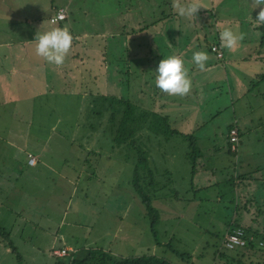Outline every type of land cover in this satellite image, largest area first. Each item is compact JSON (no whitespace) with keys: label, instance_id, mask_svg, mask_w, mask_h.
Returning a JSON list of instances; mask_svg holds the SVG:
<instances>
[{"label":"rangeland","instance_id":"obj_1","mask_svg":"<svg viewBox=\"0 0 264 264\" xmlns=\"http://www.w3.org/2000/svg\"><path fill=\"white\" fill-rule=\"evenodd\" d=\"M151 4L171 16L173 0H0V226L20 255L0 237V264H53L51 251L60 245L101 249L117 258L152 254L179 264H222L223 256L233 254L221 243L231 223L259 232L264 243V113L256 125H241L235 153L226 151L225 142V124L240 117L238 106L246 118L251 108L259 111L264 80L254 82L256 67L247 66L249 58L258 60L251 46L260 37L254 20L259 6L227 2L219 10L202 0L205 8L195 18L198 12L206 18L197 17L202 22L196 25L195 18L167 17L179 29L172 49L189 39L196 43L184 51L188 72L196 69L190 49L204 50L211 79L217 80L177 96L154 83L151 53L164 50L173 28L165 25L161 36L156 32L166 22ZM62 5L67 17L50 22ZM242 15L254 22L246 25ZM58 26L68 27L73 40L57 66L35 56L32 39L38 29ZM225 26L243 30L247 44L225 49L224 62L214 63L207 43ZM242 66L249 71L245 80L238 73ZM100 95L128 99L136 108L132 117L150 107L163 117L160 132L143 128L136 135L137 147L146 152L143 163L136 164L138 150L129 142L114 143L111 129L119 114L113 127ZM188 135L204 150L194 153L193 163ZM258 137L262 145L253 147ZM28 142L36 159L29 166ZM135 169L157 212L155 237L131 186Z\"/></svg>","mask_w":264,"mask_h":264},{"label":"trees","instance_id":"obj_2","mask_svg":"<svg viewBox=\"0 0 264 264\" xmlns=\"http://www.w3.org/2000/svg\"><path fill=\"white\" fill-rule=\"evenodd\" d=\"M168 16H164L166 18ZM163 18V14H162ZM162 18H160L162 20ZM163 18V19H164ZM260 31V37L258 41V47L262 50L263 56H261L262 60L264 61V24H260L259 26ZM210 50V47H209ZM264 79V72H262L259 75V79ZM102 103H104V110H108V117L110 122H113V127L115 124V114H119L118 121L116 122L115 129L112 128L111 131L113 132V141L116 144H121L123 142H129L131 146H134L136 150H138V159L137 163L139 162L143 163L146 159V152L142 150L141 148L137 147V136L139 131L143 128L149 130L150 132L157 134L160 132L159 128L157 127L160 120H163V117L159 114V112H156L153 110V107H150L151 109H144L139 111L138 117L137 114L135 116H131L132 112L136 110V108L131 104V102L128 99L123 98H116L113 96H107L100 95ZM103 111L98 112L100 115ZM114 120V121H113ZM133 125V126H132ZM234 125V124H233ZM228 127V130L231 126ZM112 127V126H111ZM114 129V130H113ZM174 133H178L177 131H174ZM187 138L189 142V151L187 152V156L190 159L191 163H193L191 157L194 156V153L196 152V146H195V138L194 136H190ZM139 138V136H138ZM228 150L229 152L235 153V151H230L229 149V142H228ZM193 169V167H192ZM148 179L149 181H152V173L151 171L148 172ZM133 191L137 194V196L140 198L141 203L143 204V207L145 209V213L148 216V219L150 220V230L154 237L156 236V230L154 228L158 216L157 212L152 206L150 202L149 195L143 190V187L139 184V177L137 175L136 169L134 170L133 179L131 183ZM229 225V224H228ZM240 227L244 233L247 234V236H252L253 239L247 240V243L242 248H234V249H227L226 247L223 248L225 251H227L230 254H226L225 260L222 264H239V263H247V264H254L253 260L251 258L254 256L264 264V248L262 245H259L258 242L261 241L260 233L253 230H247L244 227L238 225L237 223H231L228 227H226L222 238L226 232H231L235 228ZM0 237L4 238L6 246L16 255V258H19V253L16 252L14 245L12 244L11 240L8 237L7 232L4 230L2 226H0ZM221 238V242H222ZM60 248V246L58 247ZM86 251V252H85ZM70 253V252H69ZM180 256V255H179ZM257 256V257H256ZM183 260L184 257L180 256ZM240 257V258H239ZM243 259H242V258ZM246 257H250V260L246 262ZM260 257V258H258ZM248 259V258H247ZM53 264H179L176 262H173L166 258L156 257L152 254H143V255H128L125 257H114L108 252L102 251L101 249H80V250H74V252L71 251V253L68 256H55ZM191 264V263H190ZM256 264H259V262H256Z\"/></svg>","mask_w":264,"mask_h":264},{"label":"clouds","instance_id":"obj_3","mask_svg":"<svg viewBox=\"0 0 264 264\" xmlns=\"http://www.w3.org/2000/svg\"><path fill=\"white\" fill-rule=\"evenodd\" d=\"M258 6L259 11L254 19L258 22L257 26L264 24V0H254L251 9ZM172 7L178 17L191 22L195 18L197 10L204 6L198 0H173ZM218 35L220 46L229 52H234L244 38V33L239 31L237 26H225L219 29ZM32 40L35 41V56L43 58L51 65L58 66L64 63L73 35L68 27L58 26L42 32L38 29ZM208 59L206 51L196 50L192 52L190 62L203 69ZM187 63L188 61L182 55L171 52L163 54L154 71L155 86L168 95L184 96L187 94L191 87Z\"/></svg>","mask_w":264,"mask_h":264},{"label":"crops","instance_id":"obj_4","mask_svg":"<svg viewBox=\"0 0 264 264\" xmlns=\"http://www.w3.org/2000/svg\"><path fill=\"white\" fill-rule=\"evenodd\" d=\"M231 2V3H235V4H238V1L239 2H245V3H247V4H249V5H251V7L253 6V3H254V0H210V2L213 4V7H215V8H217V9H219V10H221V9H227L228 7H226L225 5H227L226 3L227 2ZM215 2V3H214ZM199 3H202V0H200L199 1ZM151 6H152V9L154 10V12L156 13V12H160V14H158V16H160V17H158L159 18V20H161L160 18H162V15H161V13H162V9H160V8H158V9H155L154 7H155V4H151ZM151 6L149 7V10L151 9ZM58 7H65L66 8V10H67V7L66 6H58ZM57 7V8H58ZM226 12V11H225ZM52 14V13H51ZM51 14L49 15V17L51 16ZM197 17H199V16H202V17H205L206 18V16H205V12H202V13H200L199 14V12L197 13ZM235 15V14H234ZM174 16H176V12H175V9L174 8H172L171 9V16H169L168 17V19L169 18H171V20L174 18ZM67 17V16H66ZM195 18V21H194V25H196L198 22H202V20L201 19H199V18ZM164 18V17H163ZM162 18V20H164L165 22H166V24L164 23V22H159V27L157 28V33H159V35L161 36V32H162V27H164L165 25L167 26V27H170V28H173V31L172 32H170V31H167V33H169L168 35H170L169 36V41L166 43V45H165V48H164V50L162 49V48H160V49H158V48H156L155 49V52L153 51V53H151V55H153V60H152V62H153V66L156 68V66H157V64H158V61L162 58V55L163 54H166V53H170L171 51V53H175V54H177V55H182L183 57H187L188 56V52L189 51H187L186 53H184V51L186 50V48H188V46H190V45H194V44H196V43H190L191 42V39H189V40H187V41H185L184 43H186V44H184L181 48H179L178 50H177V48L176 49H172V46L173 45H175L176 44V41H177V38H178V36H177V34L179 33V29H177L176 27H174L173 26V23L171 22V21H168V19H167V17L166 18H164L163 19ZM64 20V19H63ZM240 21L241 22H244L246 25H247V21H249V23H252V22H254V21H251V20H249V17H247V16H245V15H242L241 17H240ZM205 25V24H204ZM203 25V26H204ZM260 25V24H259ZM258 25V26H259ZM202 26V25H201ZM251 28H252V26H251ZM202 30V32H203V34H204V36H205V31L203 30V28L201 29ZM239 31H241L240 29H239ZM241 32H243V30L241 31ZM171 33H172V35L173 36H171ZM247 34V33H246ZM185 35V38H186V36H187V34H184ZM259 41V40H258ZM190 43V44H189ZM208 45H207V50H208V52L210 53V55L212 56V60H213V62L214 63H216L219 59L221 60L220 62H224V54H225V48H223V47H221L220 46V41H219V35H218V37H217V39L215 40V41H211V42H209V43H207ZM211 44H218L219 46H220V48H221V51H222V57L221 58H217L216 56H215V54L211 51V50H209V47H210V45ZM247 44V42L245 41V39H243L242 41H241V43L239 44V45H241L240 47H245V45ZM139 46V45H138ZM253 48V49H252ZM157 49L159 50V51H157ZM251 49H252V51L255 53L254 55L256 56V57H258V60H256L255 59V57L253 56V58L251 59V58H249L248 59V61H247V66H250L251 68H253V67H256V69H255V72H253V74H254V77H253V79H255V81L254 82H258L259 80H264L263 78H261V79H259V75L262 73V72H264V61L262 60V58H261V56H263V52H262V50L258 47V44L256 43V44H254V46H251ZM197 49H195V48H191L190 49V51H196ZM235 51H238V48L235 50ZM181 52V53H180ZM228 56L226 57V61L227 62H229L230 60H232L233 58L231 57V55H229V54H227ZM239 57H240V55H238ZM206 62H208V60L206 61ZM191 63V62H190ZM189 63V64H190ZM239 68H241V71H237V69H236V71L243 77V79L245 80L246 79V77H250V76H248V74H249V71H247L246 70V68H244L243 66L242 67H239ZM11 70H15V72H16V68L15 67H11ZM207 71L208 73H206V72H203V71ZM213 70V73L216 71L215 70V68H213L212 69ZM237 72H234V71H232L231 73H232V75H234L235 77H237ZM188 75H189V77L191 78V86H193V85H195V84H201V86H202V84L204 85V84H207V85H209V83H210V85L211 84H213V83H216V79L215 80H213V79H211V72H210V62H208L207 63V66H205L203 69H202V72L198 69V67H196V69L193 67H191L190 69H189V72H188ZM252 79V77H251V80H253ZM250 80V81H251ZM252 82V81H251ZM240 89V88H239ZM258 90V89H257ZM244 92H241V93H237V95H236V97H235V99H237V101L238 102H240V97H242L244 94H243ZM257 93H260V100L256 103V105H257V107L256 108H258L259 109V111H258V113H257V115L254 113V108H251L249 111H248V117L246 118V116H245V111H243V108H242V106L240 105V106H238L237 108H238V114L240 115V117H237L236 115L234 116V118L232 119V120H230V121H228L226 124H225V127H226V129H225V131H226V136H225V142H226V151L227 152H229V150H228V127L230 126V125H235L236 126V128H237V134H238V142H240V138H239V134H240V132H241V125L242 124H250V125H256L257 123H259V121H260V119H261V114H263L264 113V85H263V87L260 89V90H258V92ZM238 102H237V104H238ZM261 110V111H260ZM175 113H177V112H175ZM174 114V112H172L171 113V115H173ZM243 116V117H242ZM255 119V120H254ZM263 120V119H262ZM177 122V120L176 119H173V123L175 124ZM179 125V124H178ZM203 136H206V135H203ZM255 137H256V135H254ZM194 138H195V141L197 140V138H196V136H194ZM203 139V138H202ZM261 139L262 138H255L253 141H257L256 142V145L257 146H254L253 145V147H258L259 146V144L260 145H262L261 144ZM29 143L30 142H28V143H26V145H24V148L26 149L25 150V152H26V154L27 153H31L33 156H34V154H33V152L29 149ZM195 144L197 145V142H195ZM195 145V146H196ZM241 144H240V149H241ZM196 148L198 149V150H196V152H198L199 154H201L204 150L203 149H199V147L198 146H196ZM239 149V153H240V155H242V153H241V150ZM250 152H254V153H256L257 151L256 150H251L250 149ZM205 154H207V153H210V152H204ZM263 153H264V150H263ZM35 163H36V159H35ZM34 163V164H35ZM28 166H29V164H28ZM260 225V223H258L257 224V226H256V228H258V226ZM68 246H70V245H60V247H66V248H71V251L72 252H74V248H72L71 246L70 247H68ZM71 251H69V252H71ZM70 254V253H69Z\"/></svg>","mask_w":264,"mask_h":264},{"label":"built area","instance_id":"obj_5","mask_svg":"<svg viewBox=\"0 0 264 264\" xmlns=\"http://www.w3.org/2000/svg\"><path fill=\"white\" fill-rule=\"evenodd\" d=\"M67 16V10L65 7H58L56 8L55 12L51 14L49 17L50 22H58L60 20L65 19ZM210 50L215 54L217 58L222 57V51L218 44H211ZM238 141V134L237 128L235 125L231 126L228 130V142H229V149L231 151L236 150V142ZM27 164L33 165L35 163V157L31 153H27ZM253 239L252 236H247L244 231L238 227L232 230L231 232H226L222 238V244L227 249H236L242 248L247 243V240ZM259 245H262V241L258 242ZM71 248L66 247H56L52 249L51 253L54 256H67Z\"/></svg>","mask_w":264,"mask_h":264}]
</instances>
